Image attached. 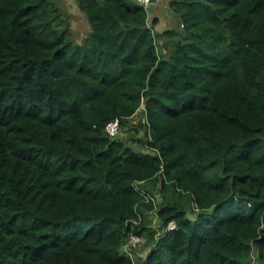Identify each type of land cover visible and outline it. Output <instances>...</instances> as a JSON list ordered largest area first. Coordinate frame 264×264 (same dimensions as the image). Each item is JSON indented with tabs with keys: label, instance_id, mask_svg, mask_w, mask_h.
Segmentation results:
<instances>
[{
	"label": "trees",
	"instance_id": "16d2710c",
	"mask_svg": "<svg viewBox=\"0 0 264 264\" xmlns=\"http://www.w3.org/2000/svg\"><path fill=\"white\" fill-rule=\"evenodd\" d=\"M77 4L81 40L51 0H0V264H264V0H171L163 32ZM143 105L140 149L107 133Z\"/></svg>",
	"mask_w": 264,
	"mask_h": 264
},
{
	"label": "rangeland",
	"instance_id": "374dc122",
	"mask_svg": "<svg viewBox=\"0 0 264 264\" xmlns=\"http://www.w3.org/2000/svg\"><path fill=\"white\" fill-rule=\"evenodd\" d=\"M58 4L62 10L64 11L65 15H67L68 19L71 22V26L75 31V35L77 36L78 40H81L86 34L90 31V26L88 24V21L86 19V16L80 11L77 0H51ZM171 0H157L154 2L153 5H151V8L149 10H153L150 12V18L149 23L151 24V21L153 18H157L159 20L157 24V31L163 32L166 30H172L173 28H177L181 26V22L176 18V16L171 12V8L169 6ZM144 117V105L141 107V109L138 111V113L130 119V122L128 123L126 128H121L119 133L114 136V138H119L129 145L133 146L136 149H140V147L136 144L135 140L138 137L143 136V132L138 131V124L140 120ZM153 195L157 196L156 209L152 210H146L145 214L147 215V223L145 224V228H149L151 230H155L157 233L161 232L160 225L161 222L158 217V209L161 201H162V195L158 192V186H156V190H153ZM149 252V246L147 245V237L145 236V241L142 243L138 248H135L132 253L134 256V260L138 261L140 258L146 256V254ZM253 264H262L261 262H258L257 259H253Z\"/></svg>",
	"mask_w": 264,
	"mask_h": 264
},
{
	"label": "built area",
	"instance_id": "2783aa9c",
	"mask_svg": "<svg viewBox=\"0 0 264 264\" xmlns=\"http://www.w3.org/2000/svg\"><path fill=\"white\" fill-rule=\"evenodd\" d=\"M135 1L139 2L145 8H148V7H150L151 5L154 4L153 0H135ZM106 131H107V133L110 136H112V137L116 136L119 133V131H120V122H119V120H115V121L109 123L107 125ZM137 189L141 193L144 202L153 203L156 206L155 202L157 201V196L151 194L150 192H148V191H146L144 189H141L140 187H138ZM141 222H142V217L141 216H139V218L134 221V223L136 225L141 224ZM177 228H178V224H177V222L175 220H171L166 226V230L167 231L175 230ZM144 241H145V236H143L141 234H138V233H132L129 236V239L126 242V244L123 246V250L128 255H130L132 257V254H133L132 251L135 248H138L142 243H144Z\"/></svg>",
	"mask_w": 264,
	"mask_h": 264
},
{
	"label": "crops",
	"instance_id": "0c3cea01",
	"mask_svg": "<svg viewBox=\"0 0 264 264\" xmlns=\"http://www.w3.org/2000/svg\"><path fill=\"white\" fill-rule=\"evenodd\" d=\"M151 212H153L152 210H151ZM145 236V235H144ZM150 249V248H149ZM147 255V254H146ZM145 257V256H144ZM132 258H134V256H133V254H132ZM143 258V257H142Z\"/></svg>",
	"mask_w": 264,
	"mask_h": 264
}]
</instances>
